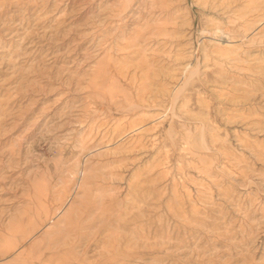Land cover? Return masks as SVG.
Segmentation results:
<instances>
[{
    "label": "rangeland",
    "instance_id": "obj_1",
    "mask_svg": "<svg viewBox=\"0 0 264 264\" xmlns=\"http://www.w3.org/2000/svg\"><path fill=\"white\" fill-rule=\"evenodd\" d=\"M0 264H264V0H0Z\"/></svg>",
    "mask_w": 264,
    "mask_h": 264
},
{
    "label": "bare ground",
    "instance_id": "obj_2",
    "mask_svg": "<svg viewBox=\"0 0 264 264\" xmlns=\"http://www.w3.org/2000/svg\"><path fill=\"white\" fill-rule=\"evenodd\" d=\"M112 23V22H111ZM224 37V36H223ZM222 39V38H221ZM225 41V40H224ZM229 41V40H228ZM220 42V41H219Z\"/></svg>",
    "mask_w": 264,
    "mask_h": 264
}]
</instances>
